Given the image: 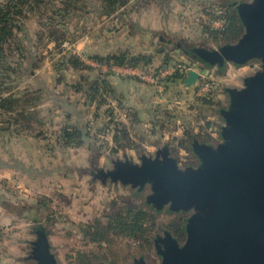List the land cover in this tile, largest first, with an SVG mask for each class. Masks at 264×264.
<instances>
[{
  "label": "rangeland",
  "instance_id": "374dc122",
  "mask_svg": "<svg viewBox=\"0 0 264 264\" xmlns=\"http://www.w3.org/2000/svg\"><path fill=\"white\" fill-rule=\"evenodd\" d=\"M2 1L4 0H0ZM235 1L238 3L250 0ZM194 6L191 4V12L178 2H173L167 9L148 8L130 15L127 23L105 17L98 20L95 16L87 15L88 20L82 23L86 30L81 35L73 33L75 25L70 26L73 22L69 24L70 36L73 33L76 41L66 43L77 53L80 52L84 59L90 54L104 55L120 48L130 49L133 53L156 54L157 61L152 68L146 70L149 73H155L156 69L174 67V62L193 66L197 60L191 53L185 55L179 51L177 44L204 43L212 48L220 45L207 42V37L199 31L201 27H197L195 21L202 12L198 15V9ZM202 19L208 24V16H202ZM221 24L223 27V23ZM216 25L220 27V23ZM24 26L28 45L34 47H27L20 53L16 50L19 39L8 47L9 64L15 65L21 61V70L26 69L25 72L22 71V75H13V78H16L14 92L23 93L27 88L41 82H46L48 89L43 100L35 108L38 114L33 115L35 119L33 118L30 130L18 127L17 131L15 126L11 129L5 123L0 125L6 130H0V159L9 164H15L14 161L24 162L21 165L23 168H0V192L5 193L0 197V207L6 211L5 214L9 218L0 243V264H36L30 256L33 254V242L37 239L35 231L38 226L44 227L47 232L51 254L57 264H136L140 259L146 264H162V257L155 245L147 251L138 242L127 238L116 239L111 244L97 245L85 238L79 226L110 214L114 203L121 206L123 203L133 202L155 212L157 225L151 235L155 243L156 238H164L166 233L176 239L168 228L171 223L177 222V216L187 213L188 210L171 211L169 205L156 208L148 202V197L152 194L150 184L144 188L124 185L121 182H112L110 178L104 179L100 172L113 170L115 161L129 160L140 164L142 156L154 157L157 149L168 145L169 142L172 156L180 162L183 159L197 160L193 152L194 143L191 146L192 153L181 152L175 150L179 144V140L175 141V138H183L185 130L192 129L194 134H210L214 140L211 144L221 143V130L225 125L221 111L229 105L228 89L244 87L245 78L255 75L259 71L260 63L254 60L242 67L229 64L221 71L219 68H210L200 63L199 67L204 69H198L205 79L199 80L196 84L198 86L186 89L181 83H177L179 81H173V77L162 80V92L158 86L143 79H139L137 86L125 82L124 86L117 88V97L124 107L133 106L140 110L143 122L135 126L132 134L146 138L142 143L145 152L138 154L133 150H120L118 153H112L103 146L106 140L111 141L109 133L100 137L103 141L94 142L89 139L92 147L88 144L85 147L64 149L59 144L60 131L64 124L75 123L77 118L82 116L84 122H87L91 120L92 114L98 113L101 117L98 118V125L94 122L92 124L95 131L109 121L105 114L106 107L95 111V108H90L85 103L83 96L67 87L77 81V74L73 69H63L66 65L61 61L62 56L54 55L51 49L53 45L45 41L47 39L39 42L36 47L37 33L40 30L38 17H28L24 20ZM161 36L172 39L174 43L160 42ZM86 46L91 50L83 53L82 48ZM162 53L169 54L175 60L173 64L165 66ZM27 57L32 61L26 59ZM39 61L42 62L38 63ZM31 71H36L37 83L27 74ZM112 77L120 78L113 75ZM208 81L215 82L207 96L215 105L203 107L195 93L199 86ZM107 99L115 108L117 120H128L118 108V103L112 97ZM158 122L165 123L164 129L154 128L153 125ZM208 122L211 123L209 127ZM174 125L177 129L170 132ZM170 133L171 135L164 136ZM136 140L139 142L138 138ZM30 164L35 168L33 172L29 170L27 173L25 167ZM180 165L183 168L188 167L185 163ZM44 197L51 202L48 205L50 211L41 213L42 223H33L28 212L20 215L22 209L30 212L32 207L36 208V200ZM190 217H185L181 225L185 233V228L192 218Z\"/></svg>",
  "mask_w": 264,
  "mask_h": 264
},
{
  "label": "water",
  "instance_id": "95a60500",
  "mask_svg": "<svg viewBox=\"0 0 264 264\" xmlns=\"http://www.w3.org/2000/svg\"><path fill=\"white\" fill-rule=\"evenodd\" d=\"M243 35L216 48L204 43L177 44L207 67H242L260 63L259 71L245 78L241 89L230 88L229 105L221 111L225 122L222 142L215 148L204 140L194 142L198 167H182L168 146L140 164L115 161L114 169L100 172L112 182L144 188L150 184L148 202L171 211L195 207L199 212L186 226L183 247L168 233L157 245L162 264H264V0L234 5ZM184 46V47H183ZM201 79L190 70L187 87ZM30 258L36 264H57L44 227L36 228ZM136 264H146L140 259Z\"/></svg>",
  "mask_w": 264,
  "mask_h": 264
},
{
  "label": "trees",
  "instance_id": "16d2710c",
  "mask_svg": "<svg viewBox=\"0 0 264 264\" xmlns=\"http://www.w3.org/2000/svg\"><path fill=\"white\" fill-rule=\"evenodd\" d=\"M173 2L182 4L190 12L191 4H193L198 9V15L199 12H202L197 18L198 21L196 20L195 22L197 27L198 25L201 27L199 31L207 37V42L216 44L234 43L244 33V28L240 24L234 7L237 3L235 0H95V2L92 0H4L0 2V125L5 123L11 129L15 126L17 131H19L18 127L30 130L33 126V115L38 114L35 108L43 100L46 93L42 92V90H31L30 88H27L23 93L14 92L16 78H13V75L15 77L17 73L22 75V71L25 72L26 69L21 70V61H19V64H9L8 47H10L12 42L19 39L16 50L20 53L27 47L30 49L34 47L28 45L29 41H27L28 36L24 20L28 17L36 16L38 21H40L36 47L39 42L47 39L45 41L53 45L51 49L54 51V55L62 56L61 61L64 63L63 65H66L63 69H73L76 73H80L78 80L73 84H68L67 87L72 88L77 94L83 96L85 103L90 108L93 106H97V109L106 107L105 114L109 119L107 124L97 128L95 131H93V125L89 121L82 124L77 121L75 123H65L60 131L59 143L65 148L85 147L88 144L92 147V142H89V139L94 142L103 141L104 139L100 137L109 133L112 134V145L106 140L107 142L105 141L103 146L112 153H118L120 150H133L138 154L144 153L145 150L142 143L146 141V138L142 135L132 134L135 126L143 121L139 112L135 108L124 107L119 99H116L115 89L111 82L107 80L109 75L99 73L97 77L91 78L81 74L82 71L89 72L93 68L87 65L72 48H66L65 44L66 42L71 44L76 41L73 33L81 35L86 30L82 23L88 20L87 15L95 16L98 20L105 17L127 23L130 15L153 7L161 10L167 9ZM205 15L209 17L208 24H206V20L202 19V16ZM216 21L223 23V27L215 28L213 24ZM72 22L74 24H71ZM69 24H71L70 26L75 25L71 36ZM155 55L133 53L130 49L120 48L106 55H89V58L107 65L149 69L154 64L157 56ZM26 59L30 62L32 61L29 57ZM163 61L165 66H170L175 60L169 54L164 53ZM174 66L177 70L175 75L172 76L173 78H171L173 81L183 82L189 74L181 67L184 66L183 62H174ZM219 69V71L223 70V68ZM32 72L34 71L27 74L32 75ZM132 79L139 81L137 78ZM107 97H112L118 103V108L124 112L130 124L117 120L115 108L110 104V100ZM198 101L203 107L215 105V102L208 97L198 98ZM92 116L97 118L99 114L96 113ZM38 122L40 123V121ZM210 125L211 123L208 122L207 127ZM153 126L155 129L158 127L164 129L165 123L160 124L158 122ZM176 129L177 126L174 125L170 132ZM0 130L6 131L1 126ZM136 138H138L139 142H137ZM200 139L207 143L214 141L210 134L198 135L194 134L192 129L185 130L183 138L178 139L179 144L176 150L184 149L188 153H192V144ZM50 202V199L46 197L40 200L37 199L36 208L32 207L33 209L30 212L22 209V214L20 215L22 216L25 212H28L31 221L35 224H40L43 220L41 213L47 212V210L50 211L48 206ZM112 209V212L103 218H97L88 224H80L79 229L85 238L97 245H102V243L111 244L116 239L127 238L138 242L139 245L150 251L154 245L151 235L157 225L155 212L133 202L123 203L121 206L114 203ZM169 227L172 228L168 229L176 239H183L184 235H186L180 223H171ZM38 228L40 227L38 226ZM3 237L4 229L0 227V243Z\"/></svg>",
  "mask_w": 264,
  "mask_h": 264
},
{
  "label": "crops",
  "instance_id": "0c3cea01",
  "mask_svg": "<svg viewBox=\"0 0 264 264\" xmlns=\"http://www.w3.org/2000/svg\"><path fill=\"white\" fill-rule=\"evenodd\" d=\"M157 8V7H156ZM218 23H220V27H222V24H221V22L220 21H216V22H214V24H213V26L215 27V28H218L219 26H217L216 24H218ZM219 27V28H220ZM151 31H153V30H151ZM160 42H164V43H167V44H173L174 43V41L172 40V39H170V38H166V37H163V36H161L160 37ZM184 47V46H183ZM78 49V48H77ZM83 49V53H86V52H88V51H90L91 49L89 48V47H85V48H82ZM177 49L178 50H181L182 51V53L184 54L185 52H184V50L183 49H180L179 47H177ZM78 50H80V48L78 49ZM162 51V50H161ZM79 53V55H80V52H78ZM108 53H110V52H108ZM108 53H106V54H108ZM90 54V53H89ZM106 54H104V55H106ZM90 55H93V54H90ZM148 55H151V54H148ZM186 55V54H185ZM162 58H163V56H164V53H162ZM157 58H158V56H156L155 57V61H154V63L157 61ZM200 63L201 62H198V61H195V63H193V65L196 67V69L198 70V71H200L201 69H204V68H200L199 66H200ZM93 68V67H92ZM200 70H199V69ZM76 73V72H75ZM98 71L95 69V68H93L92 70H90L89 72H87V71H82V73L81 74H83V75H85V76H88V77H97L98 76ZM77 74V80H78V75L80 74V73H76ZM37 75V73H36V71H34V72H32V75H31V78L34 80V82H36L35 81V76ZM188 76H186V78H187ZM185 78V79H186ZM107 80L108 81H110L111 82V84H112V86L114 87V89H115V96H116V99L118 100L119 98L117 97V93H118V89L117 88H119V87H121V86H124V83L125 82H128V84L130 83V84H134V85H136L137 86V83H138V80H136V79H132V78H128V79H121V78H115V77H112V76H108V78H107ZM37 82H38V80H37ZM36 82V83H37ZM177 83H181L182 85V87L183 88H191V87H196L197 85V83L194 85V86H191V87H187L185 84H184V80H183V82H181V81H179V82H177ZM130 86V85H129ZM131 88V92H132V87H130ZM30 89L31 90H42V92H47V89H48V87H47V83L46 82H41L40 84H35V86H31L30 87ZM77 94V93H76ZM79 95V94H78ZM114 100V99H113ZM115 101V100H114ZM119 101H120V99H119ZM116 102V101H115ZM128 108H129V106H127ZM130 107H132V108H135V107H133V106H130ZM92 108H95V111L97 110V106H93ZM138 112H140V110L138 109V108H135ZM142 110V109H141ZM93 115V114H92ZM90 116L91 118V120H88L91 124H93V122L96 124V126L98 125L97 123H98V118H101V117H97L96 119L93 117V116ZM125 117H126V115H125ZM81 118H82V120H81ZM81 118H77V122L79 123L80 122V124H82V123H84V119H83V116L81 117ZM94 119H95V121H94ZM143 120V119H142ZM121 122H124V121H121ZM143 122V121H142ZM124 123H126V124H129V120H126L125 119V122ZM62 129V128H61ZM174 134V133H173ZM168 135H171V133L170 134H164V136H168ZM183 136V135H182ZM182 138V137H181ZM178 139H180V137L179 138H175V141L176 140H178ZM60 144V143H59ZM171 143L169 142V144L168 145H166V146H168L169 148H170V145ZM110 145H112V134H111V141H110ZM62 146V145H61ZM63 147V146H62ZM64 149H73V148H65V147H63ZM80 148V147H79ZM89 148V147H88ZM90 150V149H89ZM171 150V149H170ZM176 150V149H175ZM181 150V152H187V151H183V149H179V151ZM172 152V151H171ZM183 160H186V159H183ZM182 160V161H183ZM14 163L15 164H9V162H6L5 160H3V159H0V168H9L10 170H14V168L16 167V166H20V168H23L21 165H23V161H20V162H18V161H14ZM26 169V172L27 173H29V170H30V172H33L34 171V166H33V164H30V166H27L26 165V167H25ZM41 173V172H40ZM43 175H44V173H43ZM3 195H5V193H3V192H0V197H3ZM5 212L6 211H4L3 209H2V207H0V227L1 228H3L4 229V227L8 224V221H9V218L6 216V214H5Z\"/></svg>",
  "mask_w": 264,
  "mask_h": 264
},
{
  "label": "built area",
  "instance_id": "2783aa9c",
  "mask_svg": "<svg viewBox=\"0 0 264 264\" xmlns=\"http://www.w3.org/2000/svg\"><path fill=\"white\" fill-rule=\"evenodd\" d=\"M65 47L70 49L72 46H70L68 43L65 44ZM74 52H76L74 50ZM77 53V52H76ZM82 60L89 66L95 68L97 71L101 72L102 74H107L110 76H117L120 78H137V79H143L144 81H147L151 83L152 85L158 86L160 88V92H162L161 86H163V81L171 78L175 75L177 68L174 66L167 67L164 69H159L155 71V73H149L146 71L147 69H143L141 67H132V66H119V65H107L99 63L95 60L82 57ZM187 73H189L190 70H197L194 66H181ZM146 71V72H145ZM198 71V70H197ZM201 72V71H199ZM202 73V72H201ZM200 73V74H201ZM205 76L201 74V79L203 80ZM215 82L208 81L206 83H203L201 86H199L195 93L196 97L204 98L207 97L208 94L211 93V90L213 88V84ZM198 86V85H197Z\"/></svg>",
  "mask_w": 264,
  "mask_h": 264
},
{
  "label": "flooded vegetation",
  "instance_id": "af4514ba",
  "mask_svg": "<svg viewBox=\"0 0 264 264\" xmlns=\"http://www.w3.org/2000/svg\"><path fill=\"white\" fill-rule=\"evenodd\" d=\"M189 53H190V51H189ZM211 146H213V147H215V148H217L219 145H220V143L218 144V145H216V144H211V143H209ZM196 158V157H195ZM180 163H185V165L186 166H188V167H198L199 166V161H197L196 159H195V161L194 160H192V159H188V160H184V162L182 161V162H180ZM199 213H201L202 214V212H199L195 207H192V208H190L189 210H188V212L187 213H185V214H178L179 216H177V219H176V221H177V223H180L181 225H182V222H183V219L185 218V217H188V216H191V217H193V216H195V215H197V214H199ZM190 217V218H191ZM183 228V227H182ZM184 230V229H183ZM186 234V233H185ZM165 239V237L164 238H156L155 240H154V245H155V247L157 248V245L158 246H163V240ZM174 240H176V239H174ZM186 240H187V235H184V238L183 239H177L176 241L178 242V244H179V246L180 247H183L184 246V244H185V242H186Z\"/></svg>",
  "mask_w": 264,
  "mask_h": 264
}]
</instances>
